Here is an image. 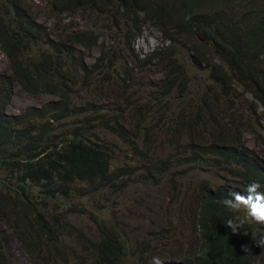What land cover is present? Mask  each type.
Instances as JSON below:
<instances>
[{
  "label": "trees",
  "instance_id": "trees-1",
  "mask_svg": "<svg viewBox=\"0 0 264 264\" xmlns=\"http://www.w3.org/2000/svg\"><path fill=\"white\" fill-rule=\"evenodd\" d=\"M0 52V264L12 239L30 264H264L221 203L264 191V0H0ZM16 87L54 99L8 113ZM111 195L153 216L122 227Z\"/></svg>",
  "mask_w": 264,
  "mask_h": 264
},
{
  "label": "rangeland",
  "instance_id": "rangeland-1",
  "mask_svg": "<svg viewBox=\"0 0 264 264\" xmlns=\"http://www.w3.org/2000/svg\"><path fill=\"white\" fill-rule=\"evenodd\" d=\"M162 36L161 33L153 26L147 25L144 28L143 35L139 36L135 41V48L136 50L141 53L144 56V53H148L153 48L158 46L161 42ZM99 50L97 48H94L91 51V55L89 57V61H93L94 58L98 55ZM7 67V59L4 54L0 52V71L4 70ZM150 76V75H149ZM50 99H54L51 95H41L40 97H33L24 91H22L20 88L16 87V90L14 92V95L12 97V100L10 104L7 106L6 110L8 113H18L20 111H23L24 109L30 107V106H36L39 103L43 101H47ZM246 137L249 139L248 144L250 147H258L256 146L254 142V137L251 135H246ZM140 144L142 142H139ZM151 195L155 197L158 202L154 203L152 208L158 210L160 209V206L165 202L163 200L167 199L169 200V197L166 194L165 190L160 191L152 190ZM129 195H116V196H110V201L107 202L108 212L112 215V220H115L120 226L123 227V223L125 224L127 229L133 228V226H140L142 225V222L150 221V218L153 216V213H147L146 216H144L143 219L135 221H128L127 219L123 220V216L128 213V207H125V204L128 203ZM134 204V203H133ZM136 205V204H134ZM165 205H168L166 202ZM142 207V206H140ZM139 206H137L138 210H135L139 214H142V211ZM144 207V206H143ZM163 207V206H162ZM185 220V219H184ZM9 246V252L13 254V256L10 258V264H30V259L27 254V252L22 249L18 242L14 239L11 240Z\"/></svg>",
  "mask_w": 264,
  "mask_h": 264
},
{
  "label": "clouds",
  "instance_id": "clouds-1",
  "mask_svg": "<svg viewBox=\"0 0 264 264\" xmlns=\"http://www.w3.org/2000/svg\"><path fill=\"white\" fill-rule=\"evenodd\" d=\"M261 187L259 182L253 181L248 184L244 193L231 191L221 201L233 213L244 212L243 216L234 215L227 220L225 225L231 229L232 233L238 234L239 230L249 222L264 225V191ZM253 240L258 247L264 248V233L259 234ZM243 247L248 250L247 246ZM151 264H163V261L159 256H154Z\"/></svg>",
  "mask_w": 264,
  "mask_h": 264
}]
</instances>
